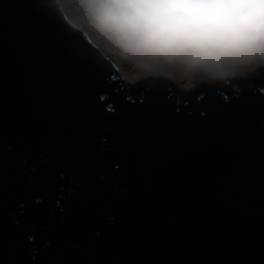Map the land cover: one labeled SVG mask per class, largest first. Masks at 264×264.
<instances>
[{
	"label": "snow or ice",
	"instance_id": "snow-or-ice-1",
	"mask_svg": "<svg viewBox=\"0 0 264 264\" xmlns=\"http://www.w3.org/2000/svg\"><path fill=\"white\" fill-rule=\"evenodd\" d=\"M0 45L5 175L11 162L23 178L12 188L18 210L16 232L14 239L6 236L3 264H264V70L228 82L229 88L235 84L236 89L227 96L218 91L219 83L207 84L197 104L207 98L212 115L200 108L203 119L197 117L196 127H211L214 135L201 141L185 133V116L195 113V104L164 98L161 86L153 84H139L128 95L127 87L97 60L84 39L66 27L56 0H9L0 8ZM68 73L74 77L75 95L62 87L61 77ZM10 88L15 112L11 120ZM81 102L94 117L91 123L77 119ZM44 111L54 115L40 119ZM257 116L262 130L258 219L245 163L247 132ZM109 121L131 126L130 147L122 146L109 158L105 164L112 165L109 172L97 171L112 184L114 193L95 190L91 194L118 207L119 218L109 213L112 223L95 230L89 247L99 257L85 258L86 249L73 244L62 258L51 259L47 246L53 238L46 231L48 225L42 231L29 219V204L44 203L51 196L63 220L64 210L91 190L75 171V163L56 171L58 183L49 177L38 186L36 174L40 165L46 172L47 166L65 159L62 152L78 150L86 137L97 133L108 142L105 147L112 148L106 135ZM9 129L13 143L8 142ZM216 152L227 157L229 167L223 190L216 187L206 167ZM153 156L157 159L151 168L136 167L137 161ZM138 176L148 178L147 182L137 183L133 192L120 190L121 180L135 182ZM37 214L33 207L31 215ZM167 214L176 216L175 222H165ZM224 246L231 251L228 259L186 258L197 247ZM25 252L29 259L24 258ZM256 252L260 259L255 258Z\"/></svg>",
	"mask_w": 264,
	"mask_h": 264
},
{
	"label": "clouds",
	"instance_id": "clouds-1",
	"mask_svg": "<svg viewBox=\"0 0 264 264\" xmlns=\"http://www.w3.org/2000/svg\"><path fill=\"white\" fill-rule=\"evenodd\" d=\"M61 18L106 42L126 86L188 93L264 70V0H65Z\"/></svg>",
	"mask_w": 264,
	"mask_h": 264
},
{
	"label": "water",
	"instance_id": "water-1",
	"mask_svg": "<svg viewBox=\"0 0 264 264\" xmlns=\"http://www.w3.org/2000/svg\"><path fill=\"white\" fill-rule=\"evenodd\" d=\"M9 0H0V8L8 3ZM56 3L59 5V11L62 12L64 7L60 0H56ZM64 18H67V13L64 12ZM92 54L97 58L98 61L103 62L108 72L116 76L121 83L123 81L119 78V66L97 43L96 41L84 31L83 37ZM2 47V45H0ZM62 87L69 95H75L77 93L76 85L74 83V77L71 73H68L66 76L61 77ZM124 84V83H123ZM153 85H160L162 88L161 95L164 98L174 99L175 101H188L190 104L196 105V111L194 114H186L185 118L188 121V127L185 129V133L194 137L199 138L201 141H204L214 135L213 128L200 129L196 127L197 117H200L199 109L207 108L209 115H212V109L207 103V98H204L203 102L197 104L201 98V95L204 91V88L207 87V84L198 87L199 93H190L184 100H180L177 94L172 93L168 88V83L164 80H154ZM125 85V84H124ZM143 85V84H142ZM221 82L218 84V91L220 88ZM126 86V85H125ZM138 85L131 86L134 87L129 89L128 86V95H132L136 91ZM144 87H147L143 85ZM176 88V87H175ZM233 91L236 89V85H232ZM195 91V89L193 90ZM179 94L184 97L187 93H182L178 90ZM221 92V91H220ZM13 91L9 89V110L8 118L11 120L15 115L11 97ZM226 96V95H225ZM50 115L54 113H49L47 111L41 112L39 118L47 119ZM203 119V117H200ZM78 121H84L91 123L94 117L88 111L86 104L81 102L78 112ZM108 130L106 135L110 138L112 143V148H106L105 145L107 141H101L99 136L101 133H97L94 137H86L81 142V147L78 150H72L71 148L67 151L62 152L65 159L59 160L56 162L55 166H47L46 172L44 171L45 166L40 165L41 171L36 174L37 185L43 184L46 180L51 177V182H59V178L55 176L57 170L62 168H68L69 165L75 163L78 165V168L75 169L78 175H83V182L90 186V194L80 196L76 202L69 208L64 210V219H60V213L54 208L51 203V196L45 199L44 203H38L36 205L29 204L27 210L29 214V219L32 222L37 223L41 230L44 231V225H48L46 229L49 236H51L52 243L47 246L48 251L50 252L51 259H60L65 253L71 249L73 244H79L86 249L85 258H89L93 255L100 256V253L92 247H89L90 242L95 239L94 233L95 230L101 228L103 225L112 223L111 220L107 219L109 213H114L117 218H119L120 209L114 205L108 204L103 200H97L95 196L91 193H94L95 190H100L105 195H112L114 189L111 183H108L107 180L101 179L97 175V171L103 169L106 173L110 171L112 167L111 164H108V167H105V164L108 163L109 158L117 154L122 146L127 145L130 147L129 141V124L124 122L109 121ZM247 135L249 137V143L245 151V163L247 167V187L250 191V196L253 202L254 215L258 219V211L260 204V188H261V167H262V157H261V135L262 130L259 126V116L255 118L252 125L250 126ZM8 142H14V136L11 129L8 132ZM6 148L4 144V108H3V89L2 84H0V264H3L4 260V248L7 243V240L15 238L16 226H15V215L18 213L15 204V196L12 194V188L14 185L20 183L23 179L16 175L15 164L9 162L7 167V175H5L4 169V154ZM10 151V150H9ZM35 157V154H33ZM157 159L153 156L144 161H137L136 167L140 169L151 168L152 161ZM37 164L40 162L35 161ZM119 163V161H117ZM208 170V176L214 181L216 187L219 190H223L224 180L229 171L227 157L221 153H213L206 165ZM148 178L143 176H138L136 181L131 180H121L120 181V190L123 191L124 188H128L129 192L135 191L136 184L140 182H147ZM108 183V186L105 187V184ZM7 186L8 191L5 192V187ZM33 207L38 210L37 215H31ZM177 219L176 216L167 214L163 217V220L168 223L175 222ZM7 236V240H6ZM37 247H39L40 239L39 235L37 236ZM119 255V252L116 253ZM231 257L230 248L224 246L222 248L216 249L213 247H204V248H194L191 254L186 257L193 260H224ZM24 258L29 259L27 252L24 253ZM102 258V257H101ZM155 258V255L153 256ZM255 258L260 259L259 253H255Z\"/></svg>",
	"mask_w": 264,
	"mask_h": 264
},
{
	"label": "trees",
	"instance_id": "trees-1",
	"mask_svg": "<svg viewBox=\"0 0 264 264\" xmlns=\"http://www.w3.org/2000/svg\"><path fill=\"white\" fill-rule=\"evenodd\" d=\"M227 85H228V83L221 82V85H220V88H219V90H220L224 95H226V96L233 92L232 87L229 88ZM128 87H129V89H131V90H132V88H134V87H131V86H128ZM168 88L171 90L172 93L177 94V96H178V98H179L180 100H184V99L186 98L185 96H188V94L192 93V91H191V92H188L186 95H184V97H182V96L179 94L178 89L175 88V86H174L173 84L168 83ZM197 91H198L197 94H200L198 88L195 89V93H196Z\"/></svg>",
	"mask_w": 264,
	"mask_h": 264
},
{
	"label": "rangeland",
	"instance_id": "rangeland-1",
	"mask_svg": "<svg viewBox=\"0 0 264 264\" xmlns=\"http://www.w3.org/2000/svg\"><path fill=\"white\" fill-rule=\"evenodd\" d=\"M63 7H65V0H60ZM67 13V12H66ZM87 31V30H86ZM87 33L96 41V43L114 60L117 62L119 69L121 70V63L118 62V60L108 52L107 48H106V42L102 39V38H96L94 35L90 34L89 31H87ZM228 83V82H225Z\"/></svg>",
	"mask_w": 264,
	"mask_h": 264
},
{
	"label": "flooded vegetation",
	"instance_id": "flooded-vegetation-1",
	"mask_svg": "<svg viewBox=\"0 0 264 264\" xmlns=\"http://www.w3.org/2000/svg\"><path fill=\"white\" fill-rule=\"evenodd\" d=\"M192 93H195V91H192Z\"/></svg>",
	"mask_w": 264,
	"mask_h": 264
},
{
	"label": "bare ground",
	"instance_id": "bare-ground-1",
	"mask_svg": "<svg viewBox=\"0 0 264 264\" xmlns=\"http://www.w3.org/2000/svg\"><path fill=\"white\" fill-rule=\"evenodd\" d=\"M117 63V62H116Z\"/></svg>",
	"mask_w": 264,
	"mask_h": 264
}]
</instances>
